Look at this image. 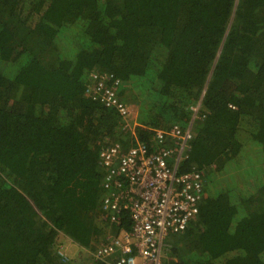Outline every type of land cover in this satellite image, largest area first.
Here are the masks:
<instances>
[{
    "label": "trees",
    "instance_id": "trees-1",
    "mask_svg": "<svg viewBox=\"0 0 264 264\" xmlns=\"http://www.w3.org/2000/svg\"><path fill=\"white\" fill-rule=\"evenodd\" d=\"M195 114L179 172L202 175L199 213L166 262L264 264V0H0V264H79L61 235L91 253L130 230L102 207L100 149Z\"/></svg>",
    "mask_w": 264,
    "mask_h": 264
},
{
    "label": "built area",
    "instance_id": "built-area-1",
    "mask_svg": "<svg viewBox=\"0 0 264 264\" xmlns=\"http://www.w3.org/2000/svg\"><path fill=\"white\" fill-rule=\"evenodd\" d=\"M109 80H112L111 75L94 74L89 89L121 116L132 115L134 111L117 98L120 80L108 85ZM196 115L185 127L175 125L168 132L155 130L153 141L156 145L151 149L144 144L124 148L117 142L100 149V163L106 171L102 207L111 213V221L118 225L122 212H127L132 228L112 234L95 251V260L110 264H170L166 262L170 250L168 238L188 227L199 213L201 202V173L179 172L193 137ZM132 120L130 127L137 125L135 117ZM168 138L174 142V147L163 146ZM63 249L61 246L58 253L67 262L69 258Z\"/></svg>",
    "mask_w": 264,
    "mask_h": 264
},
{
    "label": "rangeland",
    "instance_id": "rangeland-1",
    "mask_svg": "<svg viewBox=\"0 0 264 264\" xmlns=\"http://www.w3.org/2000/svg\"><path fill=\"white\" fill-rule=\"evenodd\" d=\"M136 117V116H135ZM131 120V119H130ZM134 121L132 120V123ZM136 122V118H135ZM138 124V122H137ZM133 125V124H132ZM252 162H257V158L254 159ZM58 246H60L59 249H61V246L64 248V252L66 253L67 257L69 258V261H75L79 264H92V260L94 259V253L95 250H93L91 253L90 251H87L84 248H80L77 244L73 243L70 239L65 237L64 235H61L58 240ZM100 246V244L97 246V248ZM95 260V259H94Z\"/></svg>",
    "mask_w": 264,
    "mask_h": 264
},
{
    "label": "clouds",
    "instance_id": "clouds-1",
    "mask_svg": "<svg viewBox=\"0 0 264 264\" xmlns=\"http://www.w3.org/2000/svg\"><path fill=\"white\" fill-rule=\"evenodd\" d=\"M136 118V117H135Z\"/></svg>",
    "mask_w": 264,
    "mask_h": 264
}]
</instances>
